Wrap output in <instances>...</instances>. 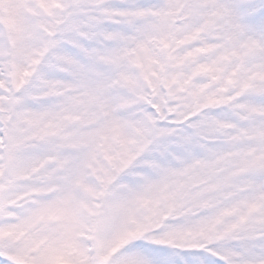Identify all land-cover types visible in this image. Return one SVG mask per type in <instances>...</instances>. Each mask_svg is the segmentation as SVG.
Wrapping results in <instances>:
<instances>
[{
  "label": "snow or ice",
  "instance_id": "obj_1",
  "mask_svg": "<svg viewBox=\"0 0 264 264\" xmlns=\"http://www.w3.org/2000/svg\"><path fill=\"white\" fill-rule=\"evenodd\" d=\"M0 264H264V0H0Z\"/></svg>",
  "mask_w": 264,
  "mask_h": 264
}]
</instances>
